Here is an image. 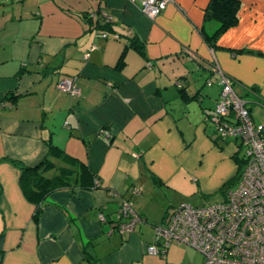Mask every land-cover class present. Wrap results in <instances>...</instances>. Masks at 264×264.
I'll use <instances>...</instances> for the list:
<instances>
[{
    "label": "crops",
    "instance_id": "crops-1",
    "mask_svg": "<svg viewBox=\"0 0 264 264\" xmlns=\"http://www.w3.org/2000/svg\"><path fill=\"white\" fill-rule=\"evenodd\" d=\"M242 1L238 24L216 47L205 41L216 30L204 25L209 0H172L155 19L139 0L8 2L0 14V264H204L182 244L147 250L177 208L160 198L163 186L180 173L205 184L195 177L199 156L212 151L218 163H234L229 181V164L211 181L223 201L237 183L244 147L218 137L212 115L223 79L264 102V0ZM99 12L112 22L105 38L87 19ZM131 42L140 51L124 49ZM62 78L75 80L78 96L57 90ZM49 146L85 162L98 187L55 189L34 218L11 162L34 166ZM56 174L51 168L44 178ZM123 200L139 220L121 232Z\"/></svg>",
    "mask_w": 264,
    "mask_h": 264
},
{
    "label": "built area",
    "instance_id": "built-area-1",
    "mask_svg": "<svg viewBox=\"0 0 264 264\" xmlns=\"http://www.w3.org/2000/svg\"><path fill=\"white\" fill-rule=\"evenodd\" d=\"M139 1L150 19L159 16L172 2ZM90 17L108 19L104 12L92 13ZM221 85L212 120L218 137L235 139L244 147L237 183L226 190L222 203L181 205L168 211L164 221L155 227L154 244L147 251L163 254L176 243L199 252L204 264H264V124L253 121L247 100L236 94L230 80L223 79ZM56 87L60 93L79 95L73 78L60 79ZM118 217L117 228L121 232L130 230L139 220L125 200L120 204Z\"/></svg>",
    "mask_w": 264,
    "mask_h": 264
},
{
    "label": "trees",
    "instance_id": "trees-1",
    "mask_svg": "<svg viewBox=\"0 0 264 264\" xmlns=\"http://www.w3.org/2000/svg\"><path fill=\"white\" fill-rule=\"evenodd\" d=\"M240 3V0H209L204 10V25L209 22H214L216 24V30L209 35L205 34L206 42L216 47L215 42L218 35L225 33L228 29L233 28L238 24ZM87 19L88 22L92 23L91 26L98 31L97 34L99 37H107V34L103 31L106 27L110 26L112 23L111 19H105L104 17H97L94 19L90 16L87 17ZM127 48H135L140 51L139 46L134 42H131V44L124 49ZM236 52L239 54L244 52L250 53L248 50L243 49L237 50ZM140 53L142 54V52ZM120 59L122 60V58ZM219 85L222 90L221 82ZM231 85H233V83ZM64 95L75 97L70 94ZM242 98L247 100V106L250 112L252 110V103H256L264 108V102L248 90H246V94ZM51 158L63 160L66 167H57ZM11 163L20 171L19 184L24 197L36 206L34 218L38 216L44 200L55 189L69 187L90 190L98 187L97 177L92 174L85 162L78 161L76 158L69 156L64 150L55 146H49L46 155L34 166L17 161H12ZM73 164L74 166H72ZM51 168L55 169L57 172L56 176L51 179L44 178V173Z\"/></svg>",
    "mask_w": 264,
    "mask_h": 264
},
{
    "label": "rangeland",
    "instance_id": "rangeland-1",
    "mask_svg": "<svg viewBox=\"0 0 264 264\" xmlns=\"http://www.w3.org/2000/svg\"><path fill=\"white\" fill-rule=\"evenodd\" d=\"M242 3V5H241ZM240 3V10L243 6L244 2ZM9 10V5L7 3L6 7L0 8V14L2 15V10ZM0 15V17H1ZM252 117L254 121L258 124H264V108L261 106H254L252 107L251 111ZM209 140V138H208ZM222 142V141H221ZM223 146L225 145V142ZM233 149V152L236 150L234 144L229 143ZM197 146L201 149L203 146V142H197ZM218 154L215 152H208V154L204 156H199L197 158V164L199 165L198 168V175L195 176L196 178H201L205 181V184H197L192 180L195 179L194 176H190L186 178L182 176V173L177 174L172 179V185L163 186L162 188V196L160 198H164L165 202L167 198L171 201H175L170 203L174 207H179L181 205H191V206H204V205H214L223 202L224 194L219 191L220 189H214L211 187V181L215 178L225 174L227 172V165H232L233 170L232 173L228 176L227 181H229L235 173V165L231 160L227 162L218 163ZM180 160V159H179ZM181 160H183L181 158ZM180 160V161H181ZM187 161V160H186ZM196 162V160H195ZM195 162L193 166L195 165ZM158 203L161 202V199L157 200ZM164 202V203H165Z\"/></svg>",
    "mask_w": 264,
    "mask_h": 264
},
{
    "label": "water",
    "instance_id": "water-1",
    "mask_svg": "<svg viewBox=\"0 0 264 264\" xmlns=\"http://www.w3.org/2000/svg\"><path fill=\"white\" fill-rule=\"evenodd\" d=\"M10 0H0V8L1 7H6L7 6V3L9 2ZM6 11L3 9L2 10V13L4 14ZM2 14V15H3Z\"/></svg>",
    "mask_w": 264,
    "mask_h": 264
},
{
    "label": "bare ground",
    "instance_id": "bare-ground-1",
    "mask_svg": "<svg viewBox=\"0 0 264 264\" xmlns=\"http://www.w3.org/2000/svg\"><path fill=\"white\" fill-rule=\"evenodd\" d=\"M231 84H232V83H231ZM56 85H57V84H56ZM118 221H120V220H119V217H118Z\"/></svg>",
    "mask_w": 264,
    "mask_h": 264
}]
</instances>
